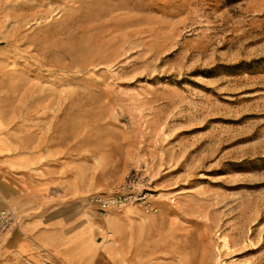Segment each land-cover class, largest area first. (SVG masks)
<instances>
[{"label":"rangeland","instance_id":"374dc122","mask_svg":"<svg viewBox=\"0 0 264 264\" xmlns=\"http://www.w3.org/2000/svg\"><path fill=\"white\" fill-rule=\"evenodd\" d=\"M0 172L161 226L138 264H264V0H0Z\"/></svg>","mask_w":264,"mask_h":264},{"label":"crops","instance_id":"0c3cea01","mask_svg":"<svg viewBox=\"0 0 264 264\" xmlns=\"http://www.w3.org/2000/svg\"><path fill=\"white\" fill-rule=\"evenodd\" d=\"M48 203L39 185L31 180H21L18 176L0 172V208L15 207L25 213L22 222L0 244V248L7 244L8 248H13L0 260V264L15 260L13 251L19 255L20 261L32 263L40 257L45 261L48 260L46 257H51L57 261L56 264H138V254L143 256L150 251L165 253L166 246L156 236L161 232V226L157 224L143 225L141 237L144 238V246L137 249V238L125 216L103 218L96 213L87 212L83 202L69 203L62 207H51ZM60 209L64 212L57 213ZM76 209L79 210L78 213L73 212ZM159 218H152L150 223L161 221ZM108 230L121 233L109 242L110 247L122 256L118 262L104 261L107 260L106 255L103 261H97L103 247L98 238L104 237ZM36 244L40 245L41 250L33 248ZM12 264L19 263L14 261ZM46 264L51 263L48 260Z\"/></svg>","mask_w":264,"mask_h":264},{"label":"bare ground","instance_id":"6f19581e","mask_svg":"<svg viewBox=\"0 0 264 264\" xmlns=\"http://www.w3.org/2000/svg\"><path fill=\"white\" fill-rule=\"evenodd\" d=\"M1 205H3V204H1ZM163 207H165V208H169V206H168V204H164V206ZM64 211L62 210V209H60V210H58L57 211V213H63ZM110 213L111 212H109L107 215H105L104 216V218H107V219H109V217H110ZM145 218V217H144ZM110 224V223H109ZM145 224V223H144ZM143 224V225H144ZM111 225V224H110ZM146 225V224H145ZM144 225V226H145ZM144 226H142L141 227V232H142V230L144 229ZM14 229V228H13ZM13 229H12V231H13ZM121 233H120V231H115V232H113L112 234H111V236H113V238L112 239H114V237L115 238H117L119 235H120ZM142 235H144L143 233H142ZM218 236H217V238L219 239V242H221L222 243V245L223 246H226L227 244H228V242H229V238L226 236V235H223V236H220L221 234H217ZM141 236H139L137 239H136V242H137V249H140V246H144L143 244H144V238L143 237H141ZM116 240V239H115ZM109 242H111V239H107L106 241H104L103 242V247H102V251H101V253H100V255H99V257H98V259H97V261H103V257L106 255L107 256V260H104V261H106V262H118V261H120V259H121V254L119 253V252H115L113 249H112V247H110V245H109ZM180 251H178L176 248L175 249H172L170 252H168L167 254H170L171 256H173V257H175L176 258V256L178 257V261L180 262L179 264H189L188 263V261H184V263L183 262H181V260H182V258H183V256H181L180 255V253H179ZM153 254H155V252H153V253H151L150 255L152 256ZM166 257V256H165ZM159 258H163V256H159ZM123 260V259H122ZM166 260V259H165ZM150 263V262H149ZM4 264H12L10 261H9V263H8V261H6V262H4ZM157 264H164L163 262H157ZM167 264V263H166ZM223 264H227V263H223Z\"/></svg>","mask_w":264,"mask_h":264},{"label":"built area","instance_id":"2783aa9c","mask_svg":"<svg viewBox=\"0 0 264 264\" xmlns=\"http://www.w3.org/2000/svg\"><path fill=\"white\" fill-rule=\"evenodd\" d=\"M136 198V196L134 197ZM141 199V198H138ZM116 203V200H111L108 204ZM19 213L12 208H1L0 209V239L12 232L19 222Z\"/></svg>","mask_w":264,"mask_h":264}]
</instances>
